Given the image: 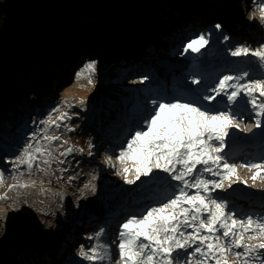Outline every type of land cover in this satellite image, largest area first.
Wrapping results in <instances>:
<instances>
[{
	"label": "snow or ice",
	"instance_id": "6c2138e0",
	"mask_svg": "<svg viewBox=\"0 0 264 264\" xmlns=\"http://www.w3.org/2000/svg\"><path fill=\"white\" fill-rule=\"evenodd\" d=\"M251 3L260 11L258 17L250 13L248 20L264 26V0ZM214 29L219 31L221 25H214ZM189 52L201 65L189 73L190 81L186 82L195 87L138 103L133 109L136 129L126 143L121 141L115 155L121 167L117 168L112 155L105 156L104 163L116 176H122L127 185L139 182L147 194L135 201L138 207L120 223L111 244L103 240L106 229L100 228L89 237L97 243L87 250L80 245L77 255L89 264H264V214L244 213L219 195L234 185L247 186V181L237 176V164L230 162L235 158L229 151L235 134L264 132V43L235 45L219 52L212 49V33L202 32L184 46L182 54ZM206 57L220 63L204 67ZM229 57L242 63L236 64ZM96 63L89 61L84 67L94 74ZM149 79L145 75L140 83ZM59 109L60 105L53 108L29 134L15 157L18 163L12 162L17 172L21 167L31 170L38 159L35 154L51 157L41 140L51 143L60 137L48 135L50 129L75 131L67 124L72 119L68 112L52 119ZM246 116L255 123L242 128ZM88 148L87 154L93 156L91 142ZM74 151L69 147L60 155L67 157ZM239 167L257 169L252 177L255 180L264 170V157L258 162L244 161ZM4 175L0 170V182ZM113 245L118 252L115 258Z\"/></svg>",
	"mask_w": 264,
	"mask_h": 264
},
{
	"label": "rangeland",
	"instance_id": "374dc122",
	"mask_svg": "<svg viewBox=\"0 0 264 264\" xmlns=\"http://www.w3.org/2000/svg\"><path fill=\"white\" fill-rule=\"evenodd\" d=\"M146 1L148 4H155L159 9L161 7L166 10L165 15L156 18L145 6L132 9L131 6L127 7L124 0H77L75 7L63 3L53 18L47 20L43 30V48L38 50L30 45L29 35L31 32L29 28H22L18 22L3 27L0 32V92L7 96L8 93H12L11 87H16L13 93L20 92L18 96L13 95V101L32 105L33 109L28 117L29 124L27 122L24 125L20 118L12 119V111L9 110L10 107H7L8 103L0 99V109L5 107V110H0V127L4 128L3 133L13 137L14 131L11 132V127L14 125L20 132H26L28 129L30 133L36 131L38 122L44 120L57 105H60V109L53 114L52 119L55 120L61 113L68 112L72 119L67 121V124L69 127L75 128L74 132H69L64 128L50 129L48 135L60 137V140L56 142L45 141L46 143L43 144L41 141L42 146L51 152V157L34 153L39 162L34 164L32 173L31 170H26L23 167L17 172L11 163L9 172H11V176H14V185H12L11 177L8 176H5L0 182V264H26L27 262V264H44L46 258L51 259L57 254V244H62L65 241L68 226L86 219L84 214L87 211L90 215L91 213L105 215L108 211L107 205H110L112 201L117 204L120 198L127 194V198L134 205L140 194L145 195L143 189L130 193L131 195L128 190L113 189L107 183L110 177L98 179L93 172L96 163L87 154L88 144L93 142L87 128L91 127L92 131L99 130L100 123L98 121H104L108 117L107 114L113 111V107L98 108L99 105H105L106 98L112 101L110 97L121 92L120 87L108 82L114 78L113 66L118 64L121 58H124L128 64L133 62V60H129L132 58V51L141 42L148 41V37L154 33L161 37L162 31H172L176 28L179 30L193 21L202 23L207 20L225 21L232 28L233 24L228 21L229 19L246 21L250 13L256 15L260 11L256 6H248L246 0H168L167 3L163 0ZM0 4L6 5L7 3L1 1ZM227 15L229 16L228 20L226 19ZM177 20H181V22L178 23ZM96 43H99V47H96ZM262 43L264 40L260 44ZM72 45L77 46L78 53L74 55L75 58L69 56L72 52L66 54L63 51L64 48L67 49ZM141 53L138 54L141 55ZM45 56L60 61L54 69L55 76L47 73V68H44L46 66L43 67L42 63H38ZM74 56L72 55V57ZM84 57V62L92 57V61L97 62L94 74H91L90 70L85 67L81 69L82 71L77 70V65L81 63L83 65ZM228 59L231 60V57ZM65 60H67L66 63L68 61L74 63L75 60L77 62L65 64ZM103 60L106 62L101 65L100 62ZM233 61L236 64L242 63L238 60ZM26 64L31 65V69L33 68L34 82H30L24 87L20 86L18 82L17 84H2L1 78H4L3 81L6 82L11 71L21 70ZM65 70L68 73L64 72ZM77 72H80L79 76L76 75ZM50 79L63 80H61L60 86H55L49 85ZM128 84H132V82H127L124 86H128ZM91 90L95 92L94 96H91ZM55 94L61 95L57 98ZM51 95H53L51 99H48ZM45 103L48 106H45ZM113 103H120V98L115 99ZM14 105L12 109L15 107ZM78 109L86 111L87 117L78 115L76 112ZM111 109L112 111H110ZM108 110L109 112H107ZM34 121L37 123H33ZM109 122L107 120L105 124ZM253 122L255 123L254 120ZM254 123L249 127H252ZM261 133L262 131L259 130L237 132L234 142L251 143ZM64 141L67 143L65 144ZM69 147L75 148L76 151L67 157L60 155ZM81 148L84 150L83 153L79 151ZM2 157L3 154L0 156V161H2ZM234 157V160L230 162L236 163L235 161H237V172L242 175L240 180H246L247 186L234 185L232 193L238 195L239 190L244 191L249 200L246 202L250 206L248 210L255 211L260 204L253 206L251 201L255 199L256 202L264 199L263 170L253 180L252 177L257 169L239 167L244 161L239 159L238 155ZM45 159H49L50 162L44 163ZM8 160L12 162L11 158ZM61 161L63 162L61 163ZM86 162H90V167ZM64 169L67 171H63ZM25 177H28L27 181L29 178L34 179L42 185L38 187H29L27 184V187L19 186L18 181L25 180ZM69 177L74 179L69 180ZM120 185L117 183V186ZM223 194L219 193L225 199H229ZM101 197L103 198L101 199ZM95 200L99 202L94 204ZM72 204H84V207L68 209ZM241 211L247 213V209ZM24 213L27 214V217H23ZM101 221H103L101 228H105V218L101 217ZM76 234L78 235V233ZM103 240L107 241L106 234ZM93 244V240L89 241L85 250ZM34 254L38 257H36L37 261L30 259ZM77 256L73 258L75 259ZM69 259L70 257L64 258L62 263ZM229 259L235 260V257H229ZM76 264H89V262L79 257ZM237 264L240 262L237 261ZM253 264H258V262L254 261Z\"/></svg>",
	"mask_w": 264,
	"mask_h": 264
},
{
	"label": "bare ground",
	"instance_id": "6f19581e",
	"mask_svg": "<svg viewBox=\"0 0 264 264\" xmlns=\"http://www.w3.org/2000/svg\"><path fill=\"white\" fill-rule=\"evenodd\" d=\"M215 5H216V3H215ZM116 7V6H115ZM212 8H214V6H211ZM117 9H118V7H116ZM116 11V10H115ZM166 11V10H165ZM166 13V12H165ZM228 18H229V16L227 15L226 16V19L228 20ZM231 20L232 19H229L228 21L229 22H231ZM207 21H209V20H207ZM177 22L178 23H180L181 22V20H177ZM220 21H218V20H216V24H219V25H221L220 23H219ZM215 23V22H214ZM221 28H223V26L221 25ZM163 32V33H162ZM161 33V36L163 37L162 39H164V40H168V38H170L171 36H175V34H178V28H176V29H174V30H172V31H170V30H166V31H162ZM181 33H183V31L181 32ZM182 35V34H181ZM180 34H179V36H181ZM150 38V39H149ZM185 38V37H184ZM220 41V40H219ZM97 44V46L96 47H99V43H96ZM149 45V44H151L152 45V49L154 48L155 50H156V52H157V49H161L162 47H159V44H160V38L158 37V34H156V33H154V34H152V35H150L149 37H148V41H145V42H141V44L139 45V46H137V48H136V53L140 50V49H142V47H144L145 45ZM221 46H223V44H221ZM76 47L77 46H75V47H72L71 49H69V48H64L63 49V51H65V53L67 54L68 52H70V51H73V50H75L76 49ZM150 48H151V46H150ZM177 49H179V48H177ZM80 52V51H79ZM176 51L174 50L173 52H171V53H175ZM78 53V52H77ZM74 54H76V53H74ZM161 57L162 56H164V57H167L168 55L166 54V52L165 51H160L159 53H158ZM48 55V54H47ZM72 53H71V55H69L71 58H75V56L74 57H72ZM151 55H155V54H151ZM171 55V54H170ZM54 56H55V54H54ZM68 56V55H67ZM137 56V54H135V57ZM69 57V58H70ZM93 58V57H92ZM91 59V58H90ZM123 59V58H122ZM160 59L161 58H157V60H159L160 61ZM232 59H234V58H232ZM130 60H132V59H130ZM85 61V57L83 58V61L82 62H84ZM147 59H143V63H147ZM27 62V61H26ZM59 60H57V59H54V58H52V57H46L45 56V58H43V60H41L40 62H38V63H42L43 64V67L44 66H46V67H44L45 69L47 68V73H49L51 76L53 75V76H55L54 74H55V72H54V69H55V67H57V65L59 64ZM77 61H74V63H76ZM70 63H73L72 61L70 62ZM73 63V64H74ZM102 65L105 63V61L103 60V61H101L100 62ZM155 64L156 63H158V61L156 62H154ZM212 63H214V62H212ZM80 65H82V63L80 64ZM162 65V64H161ZM39 66V65H38ZM140 66V64L137 66V68ZM84 67V66H83ZM158 70H160V72H165V68H161V66L160 65H158V67L156 68V71L155 72H158ZM33 72V68L31 69V65H29V64H26L24 67H22V69L20 70V69H16L15 71H11L10 72V74L8 75V78H6L7 80H6V82H4L3 80H4V78H1V80H2V84L3 85H5L6 83L7 84H9V83H14V84H17V82H18V84L19 85H21L22 87H24V86H26V85H28V84H30V82H34L35 81V78H34V73H32ZM28 73H30V74H32V75H29ZM26 74H28V75H26ZM165 75H167V77L168 76H170L171 74H168V73H164ZM26 75V76H25ZM40 75V77H41V74H39ZM49 75V76H50ZM165 78V77H164ZM21 79V80H20ZM31 79H32V81H31ZM51 80V82L49 83V85H55L56 86V81H53L52 79H50ZM186 82H188V81H186ZM134 85H135V83H132V84H128V89L129 90H131L133 87H134ZM90 94H91V96H94L95 95V92L93 91V90H91V92H90ZM106 100V102H105V105H103V104H100L99 105V107L98 108H104L105 106H107L106 108L107 109H109V108H114V107H117V105H119V103L118 104H116V103H113L114 102V100H112V101H110V100H108V98H106L105 99ZM116 104V105H115ZM109 107V108H108ZM112 108V109H113ZM112 109H111V111H112ZM77 113H78V115H80L81 117H87V115H86V111H84V110H81V109H78L77 111H76ZM107 112H109V110L107 111ZM125 119H126V123H127V118H125V116H120V114H117L116 116H115V119H114V121L116 122V123H119V122H121V121H125ZM99 123H104V121H98ZM114 123V122H113ZM126 123H125V125H123L124 127H126ZM252 123H254L253 122V120L251 119V117H248V116H246L245 117V120H244V123H242L241 124V127L242 128H244L245 126H247V127H249V125L250 124H252ZM136 129V128H135ZM135 129H134V131H135ZM87 130H88V132L90 133V132H92V133H94L93 131H92V128L91 127H88L87 128ZM131 132V130L127 127V130L124 132L125 134H127L128 132ZM130 136V135H129ZM128 136V137H129ZM248 148V147H247ZM250 149V148H249ZM116 155V154H115ZM92 158H93V162L94 163H96L95 161H94V155L93 156H91ZM91 158V159H92ZM113 160H114V162L116 163V165H117V168H120L121 166H120V164H119V162L118 161H115V156H113ZM36 162H39L38 160L36 161ZM35 162V163H36ZM236 163H237V161H235ZM14 163H18V161H15V158H14ZM86 163H88V162H86ZM88 166L90 167V162L88 163ZM24 168V167H23ZM103 168H104V165L102 164V163H100L99 165L98 164H95V170L93 171L94 172V174H96V176H97V178L99 179V178H104L103 177V175H102V172H103ZM26 170H27V168H25ZM33 172V168L31 169V173ZM109 173L110 174H115V170H112V171H109ZM116 176V175H115ZM237 176L240 178V177H242V175L239 173V172H237ZM32 177H34V174H32ZM41 177V176H40ZM44 177V176H43ZM28 177H25V180H23V181H18V184H19V186L21 185V184H24V185H29V187H38V186H41L42 185V183H39V182H37V181H35L34 179H30L29 178V180L27 181L26 179H27ZM116 178V177H115ZM115 178L113 179V180H107V183H108V185H110L113 189H116V188H120L121 189V187H122V189L123 190H128L129 192V194L131 193H134V192H136L137 190H142L141 189V187H140V185H139V182H137V184L136 185H127V184H125L124 183V181L123 182H121L120 184V186H117V181H115ZM236 178V177H235ZM15 182V181H14ZM13 182V183H14ZM116 182V183H115ZM12 183V185H14ZM57 186V185H56ZM16 187V186H15ZM18 187V186H17ZM28 187V188H29ZM70 189H72V187H70ZM130 194V195H131ZM238 195H241V196H245V192L244 191H242V190H239V192H238ZM124 197H127V194L124 196ZM141 197V194H140V196H139V198ZM226 197H228V196H226ZM103 197H101V199H102ZM245 198V197H244ZM99 201L98 200H95L93 203L94 204H97ZM251 205H253L254 206V203H251ZM244 206H247V205H244ZM76 207H78L79 209H81V207H84V204H72V205H70L69 207H68V209H74V208H76ZM118 207V204H115L114 206H111L110 205V210H108L107 211V215H106V217H104V216H101V217H103V218H109L112 214H114V212H113V210L114 209H116ZM119 208V207H118ZM117 208V209H118ZM76 210V209H75ZM261 212H263V211H261ZM256 213H258V210H256ZM94 215V214H93ZM23 217H27V214H23ZM39 217V216H38ZM84 217H86V218H89L90 217V214H89V212L87 211L86 212V214H84ZM96 217V216H95ZM35 218H37V217H35ZM80 218H83V217H80ZM39 219H40V217H39ZM37 220H38V218H37ZM94 225H92L91 227H93ZM78 233V232H77ZM90 234H92V231L91 230H88V231H86L85 233H83V234H81V236H83V238H86V236H89ZM85 236V237H84ZM94 236V235H93ZM75 237H79V235H75V236H73V238L74 239H76ZM75 241V240H74ZM86 241V240H85ZM95 243H97V241L95 240L94 241V244ZM60 244H57V246H59ZM78 246V245H77ZM37 256L34 254V255H32L31 257H30V259L32 258L34 261H37V258H36ZM29 258H28V260H30ZM31 259V260H32ZM54 259L56 260L57 258L56 257H54ZM78 259H79V257L77 256L75 259H73V261H72V263L73 264H76L77 262H78ZM52 262V264H54L53 263V261H51ZM28 263V262H27ZM26 263V264H27ZM44 264H47V263H44Z\"/></svg>",
	"mask_w": 264,
	"mask_h": 264
},
{
	"label": "trees",
	"instance_id": "16d2710c",
	"mask_svg": "<svg viewBox=\"0 0 264 264\" xmlns=\"http://www.w3.org/2000/svg\"><path fill=\"white\" fill-rule=\"evenodd\" d=\"M1 1H4L7 4H0V32L3 27L18 22L22 28H29L31 32L29 35V42L35 50L43 48V30L47 20L53 18L54 14L63 3L74 5V7L77 4V0H0V2ZM124 1L127 7L131 6L132 9L145 6L150 10V13H152V16L154 17L161 16L166 12L161 7L160 10L158 6L153 3L148 4L146 0ZM163 1L166 3L168 2V0ZM14 91L15 89H12V93H8L7 96H4L5 94L0 92V99L6 101L8 103L7 106L9 107L12 104L13 95L15 94L18 96L20 92L13 93ZM4 108L1 107L0 110H5Z\"/></svg>",
	"mask_w": 264,
	"mask_h": 264
}]
</instances>
